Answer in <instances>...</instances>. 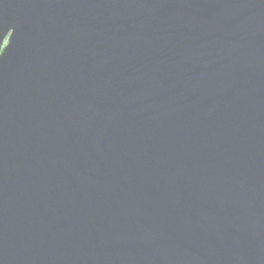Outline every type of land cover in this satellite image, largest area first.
I'll use <instances>...</instances> for the list:
<instances>
[{
	"label": "water",
	"instance_id": "water-1",
	"mask_svg": "<svg viewBox=\"0 0 264 264\" xmlns=\"http://www.w3.org/2000/svg\"><path fill=\"white\" fill-rule=\"evenodd\" d=\"M0 264H264V0H0Z\"/></svg>",
	"mask_w": 264,
	"mask_h": 264
}]
</instances>
